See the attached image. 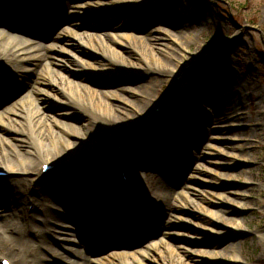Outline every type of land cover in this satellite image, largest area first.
<instances>
[{
	"label": "rangeland",
	"instance_id": "1",
	"mask_svg": "<svg viewBox=\"0 0 264 264\" xmlns=\"http://www.w3.org/2000/svg\"><path fill=\"white\" fill-rule=\"evenodd\" d=\"M19 1L0 0V4L9 7L18 2L21 5ZM52 1L54 6L59 5L60 0ZM63 1H65L63 13L67 9L65 5L68 6L69 11L72 6L87 2H91L97 8L94 12L85 11L88 13L86 15L83 13L80 18L87 33H90V27H95L92 33L97 37L100 36L97 40L89 43L93 49H90L91 47L85 43H80L79 36H76L75 40L79 47L92 53H89L87 60L88 64H92L90 70L93 71V82L88 86L84 82H75L77 92L84 100L85 108L102 115L113 114L114 109L118 108L115 109L117 113H115L114 124L122 126V120L125 121L129 117L122 113L128 112L132 115L129 102L144 111H147L148 108L153 109L160 104L153 111V114H156L154 118L147 121L146 126L144 123L137 125L130 133L127 142L128 146L133 147L135 151L141 147L142 139L151 141L153 144L149 147L142 143L143 151L137 152L136 160L144 167L158 165L159 169L153 170V172L146 170V172L155 175L149 174L152 178H148L149 180L142 182L139 186L129 176V181L123 182V187H118L123 190H120L117 197L105 198L99 196L100 188L90 187V189L88 187L92 181L87 185L85 182L79 183L81 188L74 189L78 191L76 193L63 187V181H73L70 179L73 172L67 171L64 174L57 172L56 169L51 175L57 179V182H61L58 187L60 194H66L67 202L74 199L73 193H75V197H78L77 204H67L70 211L74 212V209L85 205L86 202L88 204L72 214L68 210L62 208L60 210L56 206L57 203L51 199V203H49L51 209L46 210L38 204L37 208L42 209L39 210L41 213L44 209L46 215H51L69 227L68 235L65 233L56 235L55 238L46 237L51 249L61 255L60 257L67 258L71 263L82 264L86 260L91 261V256L99 255V253L92 254L93 252H90L91 254H87L85 240L80 241L77 233L90 232L87 235L88 239L96 244L98 239L101 240V237L105 240L112 238V241L117 243L129 240L134 242L139 236L146 242L158 237L156 232L162 229L168 221H171V216L164 209L165 207L162 209L158 203L151 205L144 198L142 187H148L153 193H159V188L155 185L159 180L165 190H170L168 192L169 200L167 199L169 204L183 200L187 202V205L180 219L175 221L179 224L176 228L173 227L178 236L168 240L170 249L153 253L154 255L145 259L143 264H214L215 261L220 264H235L230 256L233 250L238 254V264H264V121H260L258 125L248 121L250 118L254 120L257 117H264V108H257L259 103L264 106V62L262 60L264 55V0H204L199 4L195 3V0H179V2L177 0H136L133 2L104 0L101 5L98 0ZM108 5L115 6L116 15L111 16L110 11L106 10ZM180 6L184 11L179 16L175 15L171 18L176 22L192 19L193 26L189 36L180 40L185 43L183 49L173 46L170 37L166 36L171 33V29L160 25L164 17L179 11ZM206 6H210L215 12L209 18L205 17L206 13L203 11ZM12 8L15 10L17 7ZM2 10L4 8L0 7V12ZM57 15V18L64 17V14L61 13H57ZM0 21V28H5L4 25L7 26L9 23H18L24 27L25 31L38 30L35 37L24 35L23 38L29 40L28 43H34L42 55L46 52L44 48L65 24L62 22V26L53 28L49 22L44 23L42 20L35 22L34 18L29 19V17L21 15L3 16L0 17ZM115 24H122L134 38H148L152 34V36H158L156 31L165 34V36L159 35L163 40L159 46L155 43L147 46L136 41L125 45L123 49L114 50L113 44L118 42L113 37L112 30ZM136 28H139L137 29L138 33L133 32ZM200 28L203 29L201 35L198 34ZM178 32L184 33L182 30ZM100 39H103L102 43L98 41ZM2 42L0 41V45ZM15 42L20 44L21 41ZM106 45H111L110 50ZM166 45L171 46L173 50H166L168 47ZM26 46L31 47L32 45L26 44ZM73 52L81 53L77 49H74ZM151 54L162 65H156ZM170 55L174 57L171 58ZM66 60V62L70 61L69 57ZM174 60L179 64L190 63L189 65L185 64L183 73L173 80L167 73H161L158 69H168L170 65L175 64ZM229 66L234 67L235 73L239 74L241 79L249 81L251 86L256 88L255 90L248 89L244 100L233 101L235 104V107L232 105L233 109L243 112L237 118H234V113L230 110L232 106L229 109V103L232 100L225 103L227 97H232L234 89L224 88L223 85L217 86L220 73ZM149 67L156 70L147 72ZM28 69L30 71L19 77L20 80L12 85L11 89L5 91L1 89L3 92L0 91V108L13 107L16 109V103L22 101L23 98L28 96L35 99L30 85L34 83L35 78L40 76L41 63H36ZM58 76L55 73L54 79L57 80L59 86H56L55 90H50V96L46 98V105H41L43 110L40 113H35V107L38 104L30 105L29 102H25L17 108L19 116L12 115L11 119L7 120L11 127L23 130L25 134L16 136L14 133L5 134L2 132L4 138H0V157L8 158L16 166L23 163L24 166L40 172L42 166L34 153L35 147L31 140L34 134L29 125L31 120L32 123L38 122L37 127L40 129L44 128L45 123L52 121L46 117L57 119L59 110L61 111L62 108L59 102L67 100L62 91L68 89L66 85L60 83ZM224 91L225 94H223ZM89 92L90 94H88ZM70 108L72 116L70 120H67V123L74 125L71 127L79 132V136H89L84 140L72 136L70 141L73 145L88 149L93 153L94 149L89 142L98 141L103 134L108 137L109 132L101 130L95 134L96 129H100L98 122L93 121L77 105H71ZM216 109L221 115L230 118L234 126L245 128L249 134L256 131L257 136L251 140L239 137L237 141L231 143L229 148L226 144L216 141L217 139L212 141L214 137H217L218 132L215 130V125L208 120L215 121L217 118L215 116ZM123 127L133 128V122L128 121ZM168 132L172 136H169V141H165V134ZM183 134L187 137L186 141L181 137ZM21 139L29 142L26 148L18 146ZM47 145L49 155L53 156L55 153L53 148L49 146L50 144ZM55 146L64 154L61 144ZM207 148L211 149L212 157L210 159L204 156ZM122 149L124 148L120 147L119 152ZM187 151L191 152L192 157L186 155ZM219 153L228 158L226 165H230L231 169L216 171L215 159L221 158ZM87 160L89 162L80 166L75 172L79 175H85V171L91 175L99 174L98 169L102 162L93 158ZM62 161L63 159L59 162ZM113 163V158L108 155L105 160L108 174L112 170ZM196 169L202 171L199 172ZM136 171L144 173V171ZM125 172L127 174L126 170ZM204 172L226 175L224 179L230 187V192L227 194L228 200L231 201L230 207L233 209L240 206L241 202L248 205L242 215L234 218L231 222H219L211 216V195H214L218 183L214 177L205 175ZM9 180L8 177L0 178L2 183ZM176 180L179 182L176 183ZM95 184L97 183L95 182ZM191 186L195 187L196 192L191 191L188 194L185 193L183 197L179 196L180 192H186L187 188ZM40 189H43L42 185L37 187V190ZM92 192H94L93 197ZM44 196L45 199L49 198L47 194ZM99 199L103 200V202L101 201L103 210L96 212L91 205ZM34 204V201H29V205L24 204L22 210L28 212L29 216L37 215L34 211ZM109 206L115 210L112 215L106 214V209ZM122 208L125 209V212ZM101 214L106 216L103 217ZM71 216L75 218L73 223L70 221ZM219 216H221L220 213ZM86 217L87 219H85ZM106 217H108L107 221ZM41 220L45 223L46 220L49 221V218L47 216ZM120 221H124L127 227L130 223L133 224L137 221H140V225L136 226L134 235L130 233L133 232L131 230H128V235H126L127 228L121 227ZM106 223L110 224L109 229L105 227ZM236 226L243 230V234L232 236V231ZM208 227H213V232H210ZM1 237L4 240H9L5 235H1ZM214 243H219V249L214 250L208 246V244ZM88 245L86 246L88 247ZM92 248L93 251H99L94 248V245ZM213 255L216 257L213 258ZM0 258L12 261L9 255L2 252H0ZM46 258L50 260L49 264H64L59 260L60 258L57 259L52 254H47Z\"/></svg>",
	"mask_w": 264,
	"mask_h": 264
},
{
	"label": "bare ground",
	"instance_id": "2",
	"mask_svg": "<svg viewBox=\"0 0 264 264\" xmlns=\"http://www.w3.org/2000/svg\"><path fill=\"white\" fill-rule=\"evenodd\" d=\"M103 1L104 0H98L99 5L103 4ZM133 1L136 0H128L127 2ZM203 1L204 0H195L194 2L199 4ZM19 2L21 3V5L17 2V4H14L9 7L0 4V7L4 8V10L0 12V17L2 18L3 16L21 15L26 18L29 17V19L34 18L35 22H38L40 20H42L43 22H49L53 28L62 26V22H65V24L63 25L61 30L53 37L52 41L48 44V46L44 48L46 52L43 55L40 54L39 48H37L34 43H28L30 41L26 40V38H23L24 35H27V37H35L38 34V30H33L31 32L25 31L24 27H22L18 23H9L7 26L4 25L5 28H0V41H3L0 45V71L5 74V77L0 83V85H2V87H0L1 92L11 89L10 87L20 80L19 77H21L25 72L30 71V69H28L30 66L40 62L42 67L40 76L35 78L34 83L30 85V90H32L31 92L35 96V99H31L28 96L23 98L22 101H18L16 103V109L13 107H8L6 109L0 108V138H4L1 134L2 132L5 134L14 133V135L16 136L17 134H19V136L21 134H25L23 130L20 131L19 129L11 127V125L7 123V120L11 119L12 115L19 116L17 108L25 102H29L30 105H33L34 103L38 104L35 107V113H40V111L43 110L42 106L46 105V98L50 96V90H55L56 86H59L57 80L54 79L55 73L59 75L58 77L60 83H62V85H66L68 89L66 91H62V94L67 97V100H64L65 102H59L61 103L62 108L61 111L59 110L60 113L58 114L57 119H51L49 117H46L52 121H50L49 123H45V125H43L44 128L40 129H38L39 127H37L38 122L32 123L31 120L29 125V127L32 128L31 132L34 134L31 137L32 143L34 144L33 147H35L34 153L36 154L38 160H40L41 166L43 164H49L53 166L52 170L48 171L44 175L41 173V170L40 172H37L36 169L32 170L30 167L24 166L23 163H19L16 166L15 163L9 161L8 158H5L4 156L0 157V171L4 172L6 174V177L10 179L9 181L4 183L0 182V203L3 205L0 206V234L7 236L9 239L4 240L0 235V252L4 253L5 255H9L12 258V264H49L50 260L46 258L47 254H52L57 259L60 258L59 260L62 261L64 264H74L71 263L64 256L60 257L61 255H58L56 252H54L48 245L46 237L52 236L53 238H55L54 236L65 233L66 235H68L67 233L69 227L65 225V223L63 224L62 222H59L51 215H46L44 209H51L49 206V203H51V199L57 203L55 204L60 210L62 208L63 210H68L69 212L70 208H68L69 205L67 204L70 203V205H72V203L77 204L78 202V197H75V193L78 191L74 190L76 188H81V186L78 184V181H84L86 183L92 181V184H90L88 187L100 188L99 194H101L99 196L105 198L115 196L117 193L120 192V190H123L118 189V187H123L124 185L121 180V170L124 171V174L127 178L130 176L138 186L141 185L142 182L149 180L148 178H152L149 174H152L154 176L155 174L151 172H153V170H158L159 166L153 165L152 167H144L138 160H136V157L138 155V151H143L142 148L144 147L142 146V143L146 147L151 146L153 143L151 141H145V139H142V143L140 145L141 147H138L134 151V148L129 147L127 142L130 138V133L132 132V130H134L137 125L144 123L146 126V122L154 118L156 114H153V111L160 104L156 105L153 109L148 108L147 111H144L142 108H138L136 105H133L132 102H129V105L131 106L130 112L132 115H130V113L128 112H123V115H129V117L125 121L122 120V123L124 125L127 124L128 121H132L133 128H125L123 127V125L120 126V124H114V122L116 121L114 120L116 116L115 113H117L115 112V109L118 108H115L113 111L114 113H111L109 115H102L99 112L85 108V105L83 103L84 100L81 98L80 93L77 92L75 82H84L87 86L88 84H91L93 82V71L90 70L92 69V64H88L89 62L87 60L89 57V53L91 52H88L79 47L75 40L77 39L76 36H79L78 40L80 41V43H85L88 47H91L89 43H91V41L93 40H97V38L100 37H97L96 35H94V33H92L95 27H90V33H87V31L84 29V25L81 23L80 20L81 15L85 13V11L94 12V10H96L97 8L91 2H87L79 3L75 6H72L71 11H69L68 6L65 5L67 9L63 13V3L65 2L63 0H60L58 2V7L54 6L52 0H20ZM32 2H34L35 4ZM177 2H179V0H177ZM177 6L179 7V5ZM12 7L17 8L14 10V8ZM106 10L110 11L111 16L116 15L117 13L115 6L108 5ZM183 11V7L181 8L180 6L179 11H177L176 13L174 12V14H171L167 17H164L160 23V25H164L165 27L171 29V33L166 36L170 37L169 39L173 43V46H176L179 49H183V47H185V43L180 40H184L186 37H188L191 30L193 29L191 21L192 19L176 22L171 18V16H179ZM203 11L206 13L205 17L207 18L211 17L215 13L210 6H206ZM57 13L64 14V17L57 18ZM87 13L88 12H86L85 15ZM125 28L126 27H124L122 24L113 25V37L118 41L117 43L113 44V48L115 47L114 50L123 49L125 48V45H128L129 43H134L136 41L140 44H145L147 46H150L153 43L159 46L163 41L161 37L165 36V34L156 31L158 33V36H152V34L148 38H134L129 32L125 30ZM137 29L139 28H136L133 32L138 33ZM82 30L85 31L81 32ZM179 30H182L184 33H179ZM202 33L203 29L200 28L198 30V34L201 35ZM15 41L21 42L20 44H18ZM98 41L102 43L103 39H100ZM26 44H31L32 46L27 47ZM106 46L110 50L111 45ZM74 49L80 50L81 53L75 54L73 52ZM90 49L93 48L91 47ZM169 49L171 51L173 50L171 46L166 47V50ZM67 57H69L70 59V61L68 62H66ZM170 57L173 58L174 56L170 55ZM151 58L156 65H162L159 64V61L155 59V56L153 54H151ZM180 61L182 62L183 60ZM173 62L175 64L170 65L168 69L163 70V68L160 67L161 69H158V71L161 73H167V75L174 80L183 73L185 69L184 67L186 66L185 64L189 65L190 62H182L183 64H179V62L176 60H174ZM155 70L156 69L149 67L147 72ZM219 85H223L224 88L227 87L234 89V92L231 95L232 97H227L225 99V103L230 102L232 100V103H229V109L232 105H234L235 107L233 101L239 99L244 100L248 89H256L251 86L249 81L241 79V76L235 73V69L232 66L226 67L225 71L220 73L218 77L217 86ZM111 92L112 91H110V94H112ZM88 94H90V92ZM223 94H225V91ZM165 97L166 95L163 97V100L165 99ZM71 105H77L82 110H84L85 114L91 119H93V121L98 122V126L100 129H96L95 134H97V132L101 130H107L109 132L108 137L103 134L98 139V141L89 142L91 143L94 149L93 153H91L88 149L80 148L73 145V143L70 141L72 136H76L77 138L82 140L87 137L89 138V136L86 135L79 136V132L71 127L74 125L67 123V120H70L72 116L70 108ZM234 107L232 106V109H230L234 113V118L240 117L243 112L239 111V109H233ZM261 107L264 108V106L259 103L257 105V108ZM215 111V116L217 117L215 118V121H212V119L208 120L215 125V130L216 132H218V134H216L217 137H214L212 141L217 139L216 141H220L222 144H226L229 148L231 143L237 141L239 137H245L247 138V140H251L257 136L256 131H253L249 134L248 130H246L245 128L234 126L230 118L221 115L218 109H216ZM117 118L120 119L121 117ZM248 121L252 123L254 122L255 125H258L260 121H264V117H257L254 120L250 118ZM33 127L37 128L38 130H35V128ZM170 135L171 134L169 132L168 134H165V141L170 140ZM181 137L184 141L187 140L186 135L183 134ZM28 144V141L21 139V142H19L18 146L26 148ZM47 144H50L49 146L53 148V152H55L53 156L49 155V152L47 151V148L49 150V147ZM56 144H61L64 150V154H62L61 151L56 148ZM120 147H123L124 149L119 152ZM206 150L207 152L204 153V156L210 159L212 157L211 149L207 148ZM219 154L221 158L215 159L216 171L219 169H231L232 167L230 165H226V160L228 158H225V155L222 153ZM108 155L112 157L114 161V165L109 174L106 170L107 165L105 164V160L108 158ZM186 155H190L192 157L190 151H187ZM232 155L236 154L232 153ZM90 158H93L98 162H102L101 167L98 169L99 174H87L86 179L84 177V174H81V177H79V175H75L74 172L76 169H74L72 165L78 164V167L76 168H79V166H82L83 164L89 162V160L87 159ZM61 159H63V161L59 162ZM19 160L20 162H22L21 159ZM65 168H68L70 172H73L72 176L74 177L70 178L74 182L63 181V187H67L69 190L75 192L73 193L74 199H70V201L68 202L66 200V194L61 195L58 190V187H60L61 182H57V179L53 178L51 175V173H53L56 169L57 172L62 173L63 169ZM125 170L127 171V174ZM136 170H140L142 172L144 171V173L141 174ZM146 170L151 172H146ZM201 171L202 170H199V172ZM204 174L214 177V180L218 183V185L215 187L214 195H211V216L219 222H231L234 218L242 215L247 209L248 205L241 202L240 206H237L233 209L230 207L231 201H229L227 197V194L230 192V187L228 186V182H226V179H224L226 178V175L223 173L218 175L216 174V172L212 174L204 172ZM95 182L97 184H95ZM178 182L179 181L176 180V183ZM40 185H42L43 189L37 190V187ZM155 185L159 188V193H153V191H150L148 187H142L144 198L149 203H151V205H156L158 203V205L161 206L162 209L163 207H165L164 209L168 213H170L171 216V221H168L162 229H159V231L156 232V235H158V237H154V239L146 242L144 241V238H140L139 236L140 240L138 238L134 242L129 240L123 243H117L115 241H112V238L105 240L101 237V240L98 239V243L96 244V242L92 243V241L88 239L89 236L87 235L90 232L85 231L82 233H77V237L80 241H82L83 239L85 240L86 253H99V255L91 256L92 260L89 262L85 259L86 261L82 264H143L145 259H147L148 257H152L154 254L159 253L162 250L170 249V246L168 245V240H170V238L178 236V233L175 231L174 228H176L179 224H177L175 221L180 219L182 212L186 209L185 207L187 205V202L182 200L181 202L169 204L168 192H170V190H165L163 188V185L160 184L159 180L156 182ZM64 190L67 191V189ZM191 191L196 192L195 187H188L187 191L180 192L179 196L183 197L185 193L188 194ZM92 193L93 197L94 192ZM46 194L49 196V198L47 199H45L44 196ZM29 201L35 202L34 211L37 215L29 216L28 212L22 210L24 204H26V206L29 205ZM101 201L103 202V200L101 199L96 200L94 201V203L99 204L95 205L93 203L91 205L93 206V209L96 210V212L103 210ZM38 204L41 205L42 208H44L42 213L39 211L42 209L37 208V206H39ZM86 204L88 203L86 202L85 205L78 206L76 209H74V212L80 211L86 206ZM198 206L200 205L198 204ZM122 210L123 212H125L124 208H122ZM106 211V214L112 215L114 214L113 212L115 210L109 206ZM74 212L70 211L71 214ZM219 213L221 214V216H219ZM101 215L103 217L106 216L104 214ZM47 216L49 218V221L46 220L45 223L42 222L41 219H45ZM87 217L85 219H87ZM105 220L107 221L108 217H106ZM70 221L72 223L75 222V218L71 216ZM119 224L121 225V227L127 228L126 235H128V230L133 231L130 233L134 235V231L137 229L136 226L140 225V221L133 222V224L130 223L128 227L127 224H124V221H120ZM109 226L110 224H105V227H107L108 229ZM208 229L210 232H213V227H208ZM235 234H243V230L236 226V228L232 231V236H234ZM86 244H90L91 246L89 248H86ZM93 245L94 248L96 247L99 251L94 252L92 248ZM208 246L215 250L217 248L219 249L220 245L219 243H214L208 244ZM108 248L110 249L107 250ZM230 256L235 264L239 263L238 254L234 250L232 251ZM215 257L216 256L213 255V258ZM214 264H220V262L216 263L215 261Z\"/></svg>",
	"mask_w": 264,
	"mask_h": 264
},
{
	"label": "water",
	"instance_id": "3",
	"mask_svg": "<svg viewBox=\"0 0 264 264\" xmlns=\"http://www.w3.org/2000/svg\"><path fill=\"white\" fill-rule=\"evenodd\" d=\"M72 167L74 168V169H76V170H78L79 168H80V166H79V168H76V167H78L77 165H72ZM71 169V168H70ZM75 170V171H76ZM69 172L70 170H68V168H65V169H63V172L62 173H64V174H66L65 172ZM75 173V175H79L77 172H74ZM71 177H73V176H71ZM79 177H81V175H79ZM74 178V177H73ZM74 182V181H73ZM90 182V181H89ZM88 182V183H89ZM79 183H84V181H78V184ZM86 183V182H85ZM86 185H87V183H86ZM95 188H97V187H95Z\"/></svg>",
	"mask_w": 264,
	"mask_h": 264
},
{
	"label": "snow or ice",
	"instance_id": "4",
	"mask_svg": "<svg viewBox=\"0 0 264 264\" xmlns=\"http://www.w3.org/2000/svg\"><path fill=\"white\" fill-rule=\"evenodd\" d=\"M0 87H2V85H0ZM0 264H10V262L8 260H2L0 261Z\"/></svg>",
	"mask_w": 264,
	"mask_h": 264
},
{
	"label": "trees",
	"instance_id": "5",
	"mask_svg": "<svg viewBox=\"0 0 264 264\" xmlns=\"http://www.w3.org/2000/svg\"><path fill=\"white\" fill-rule=\"evenodd\" d=\"M262 60H263V62H264V55L262 56ZM263 80H264V76H263Z\"/></svg>",
	"mask_w": 264,
	"mask_h": 264
}]
</instances>
